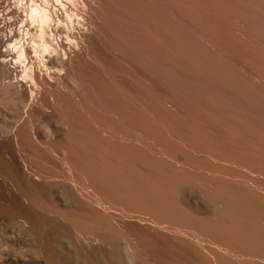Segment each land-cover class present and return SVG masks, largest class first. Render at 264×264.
<instances>
[{
  "label": "bare ground",
  "instance_id": "obj_1",
  "mask_svg": "<svg viewBox=\"0 0 264 264\" xmlns=\"http://www.w3.org/2000/svg\"><path fill=\"white\" fill-rule=\"evenodd\" d=\"M0 7V264H264V0Z\"/></svg>",
  "mask_w": 264,
  "mask_h": 264
},
{
  "label": "rangeland",
  "instance_id": "obj_2",
  "mask_svg": "<svg viewBox=\"0 0 264 264\" xmlns=\"http://www.w3.org/2000/svg\"><path fill=\"white\" fill-rule=\"evenodd\" d=\"M3 1V0H0V2ZM4 11H3V8L0 7V14H2Z\"/></svg>",
  "mask_w": 264,
  "mask_h": 264
}]
</instances>
